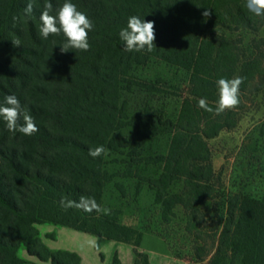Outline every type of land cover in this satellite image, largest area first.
Wrapping results in <instances>:
<instances>
[{"label":"trees","instance_id":"16d2710c","mask_svg":"<svg viewBox=\"0 0 264 264\" xmlns=\"http://www.w3.org/2000/svg\"><path fill=\"white\" fill-rule=\"evenodd\" d=\"M46 2L32 0L33 13L26 16L28 0H0V104L16 95L39 129L31 136L14 134L0 118V264H32L19 250L43 263L81 264L75 253L50 250L39 236L41 224L138 247L142 232L121 224L118 212L65 210L59 203L62 196L78 201L83 195L103 209L106 187L116 177L108 166L112 154L125 158L128 171L145 162L162 166V173L147 181L163 207L164 222L178 205L183 208L200 264H264V196L234 194L224 221L216 204L208 213L203 207L217 198L220 181L209 140L234 129L247 102L264 87V38L254 39L247 52L242 38L228 34L259 31L264 18L250 13L245 0H71L94 29L88 51L61 53L62 34L47 40L39 35ZM50 2L55 9L65 0ZM204 11L210 15L204 17ZM132 15L154 21L153 52L124 50L119 32ZM152 58L191 75L177 121L151 109L131 115L121 104L123 90L152 89L132 74ZM236 76L245 78L238 107L217 115L198 106L205 98L215 107L216 81ZM127 127L134 129V138L119 135ZM159 135L170 136L169 150L145 156L146 142ZM100 145L105 154L91 157L89 149Z\"/></svg>","mask_w":264,"mask_h":264},{"label":"rangeland","instance_id":"374dc122","mask_svg":"<svg viewBox=\"0 0 264 264\" xmlns=\"http://www.w3.org/2000/svg\"><path fill=\"white\" fill-rule=\"evenodd\" d=\"M228 35L242 38L241 46L249 52L254 39L264 38V25L256 32L242 29ZM132 74L142 83L153 87L147 90L135 86L123 90L121 104L127 112L133 115L139 110L151 109L177 121L182 96L186 95L190 84V73L161 59L152 58L144 65H136ZM119 135L134 138L135 131L127 127ZM170 142L168 135L149 139L144 149L145 156L165 154ZM209 146L220 181L217 198L203 207L208 213L212 205L216 204L220 220L224 221L226 202L234 194L243 192L258 198L264 196V87L253 101L247 102L237 126L232 130L221 131L217 137L209 140ZM124 159L115 154L108 158L110 171L116 173V177L106 187L102 207L118 212L121 224L141 231L143 239L140 245L134 247L123 242L102 241L86 232L54 224L38 226L43 243L52 251L77 254L81 264H200L193 253L194 237L188 230V219L183 208L178 205L171 221L164 222L163 207L156 203V193L147 181L160 175L162 166L145 162L128 171L122 164ZM174 187L178 190L180 183ZM190 228L196 229L195 225ZM19 255L32 264H51L29 256L25 250H19Z\"/></svg>","mask_w":264,"mask_h":264},{"label":"clouds","instance_id":"9594fccd","mask_svg":"<svg viewBox=\"0 0 264 264\" xmlns=\"http://www.w3.org/2000/svg\"><path fill=\"white\" fill-rule=\"evenodd\" d=\"M245 7L256 17L264 18V0H245ZM33 10L32 0H28L24 9L25 15L31 16ZM202 15L208 17L210 12L204 11ZM39 19L41 21L39 35L43 39L47 40L49 36L61 34L64 36L65 42L60 45L61 53H67L70 50L86 52L90 49L88 36L89 32L94 29V23L86 13L78 10L77 5L71 0H65L62 5L55 9L49 0L45 3ZM119 38L123 42L126 52L151 53L156 49L154 21H145L139 16L132 15L128 18L126 27L120 30ZM13 44L15 46L21 45L19 40H13ZM244 79L240 76L231 79L223 77L218 79L216 81L218 100L215 107L209 106L205 98L199 99L198 106L217 115L238 107L240 104V86ZM0 118L5 122L8 131L14 134L19 132L25 136H31L39 131L27 107L23 106L14 94L7 95L3 103L0 104ZM105 151L104 146L100 145L90 148L88 154L97 158L105 154ZM59 203L65 210L76 208L87 213L95 211L108 214V210L102 209L94 197L82 195L78 201H75L62 196ZM92 246L95 247V243Z\"/></svg>","mask_w":264,"mask_h":264}]
</instances>
